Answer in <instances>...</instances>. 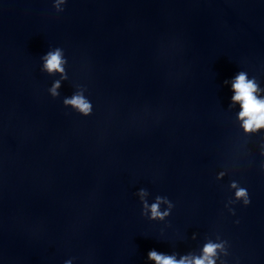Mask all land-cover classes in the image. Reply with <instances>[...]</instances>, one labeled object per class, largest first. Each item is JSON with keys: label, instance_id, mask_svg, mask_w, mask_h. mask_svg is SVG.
Instances as JSON below:
<instances>
[{"label": "water", "instance_id": "95a60500", "mask_svg": "<svg viewBox=\"0 0 264 264\" xmlns=\"http://www.w3.org/2000/svg\"><path fill=\"white\" fill-rule=\"evenodd\" d=\"M241 68L264 87V0H0V264H155L206 239L227 241L216 264H264V130L222 82ZM78 88L88 116L62 102ZM141 187L170 213L141 215Z\"/></svg>", "mask_w": 264, "mask_h": 264}, {"label": "clouds", "instance_id": "9594fccd", "mask_svg": "<svg viewBox=\"0 0 264 264\" xmlns=\"http://www.w3.org/2000/svg\"><path fill=\"white\" fill-rule=\"evenodd\" d=\"M67 0H51V5L56 12L64 10ZM40 70L48 74L60 73V78L52 81L48 87V92L51 96L59 95L58 88L61 79L66 78L65 66L69 63V58L65 55V50L60 47H52L44 51L40 55ZM224 84L230 85L231 95L229 101L231 105H237L238 110L236 117L240 121V127L245 132H255L264 130V87L261 86L255 76H250L245 69H238L232 76L226 77ZM63 104L70 107L72 110L82 116H88L93 111V103L88 98L83 89H77L70 96L63 98ZM264 168V163L261 165ZM224 173L218 172L217 178H220ZM228 187L231 189V203L241 206H247L250 203V195L246 185L240 183L237 179H230ZM137 195L140 199V213L147 215L149 219H163L167 216L173 206L172 201L167 195L156 194L151 203L146 199V189L143 187L137 189ZM166 205L161 209V205ZM229 213L234 214L235 208L228 209ZM238 223L237 219L234 221ZM227 243L223 239H206L199 249V253L186 252L180 254L177 259V253H166L158 251L155 248H150L147 251L146 258L154 261L155 264H216L220 250H224V245ZM73 258H68L63 261V264H72Z\"/></svg>", "mask_w": 264, "mask_h": 264}]
</instances>
